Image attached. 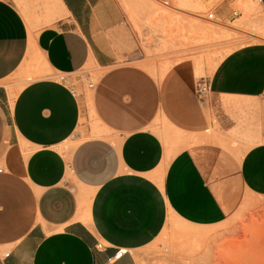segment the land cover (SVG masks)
<instances>
[{
	"label": "crops",
	"instance_id": "obj_1",
	"mask_svg": "<svg viewBox=\"0 0 264 264\" xmlns=\"http://www.w3.org/2000/svg\"><path fill=\"white\" fill-rule=\"evenodd\" d=\"M53 2L38 29L0 0V264H138L168 214L213 227L264 196V42L226 55L198 99L192 61L143 66L123 0ZM230 3L221 17L241 19ZM88 65L90 108L73 88ZM159 121L197 141L169 156Z\"/></svg>",
	"mask_w": 264,
	"mask_h": 264
},
{
	"label": "rangeland",
	"instance_id": "obj_2",
	"mask_svg": "<svg viewBox=\"0 0 264 264\" xmlns=\"http://www.w3.org/2000/svg\"><path fill=\"white\" fill-rule=\"evenodd\" d=\"M12 1L29 22L40 25L38 29L57 17L53 0ZM229 1L231 11L240 13L241 19L221 17ZM131 2L123 0L127 17L124 32L132 48L147 63L143 66L156 77H163L177 63L192 61L198 85L207 81L233 50L264 42V9L259 0ZM210 14H214L213 21L209 20ZM102 72L95 65H88L74 76L73 88L86 99L89 108L93 90L88 84L93 81L97 85ZM15 95L13 92L12 98ZM90 126L91 135L99 131L91 110ZM152 131L161 137L169 156L197 141L166 121L157 122ZM133 253L138 264H264V196L246 192L227 220L213 227L192 226L168 214L156 238Z\"/></svg>",
	"mask_w": 264,
	"mask_h": 264
},
{
	"label": "built area",
	"instance_id": "obj_3",
	"mask_svg": "<svg viewBox=\"0 0 264 264\" xmlns=\"http://www.w3.org/2000/svg\"><path fill=\"white\" fill-rule=\"evenodd\" d=\"M233 15L235 17H238L240 15V13L237 12H233ZM209 20L213 21L214 20V14H210L209 15ZM89 89H94L95 88V83L93 81H90L88 84ZM209 85L207 83V81H202L200 83H198L197 85V95H198V99H203L205 97V95L209 92ZM2 170L0 169V172ZM98 248H102V245L99 244ZM125 254V252L123 250H120L116 256H115V260L120 259L123 255Z\"/></svg>",
	"mask_w": 264,
	"mask_h": 264
}]
</instances>
